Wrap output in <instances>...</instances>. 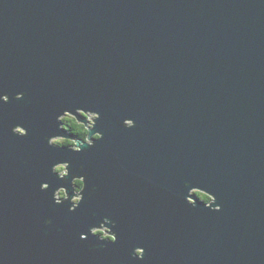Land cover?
Listing matches in <instances>:
<instances>
[{
  "label": "water",
  "instance_id": "95a60500",
  "mask_svg": "<svg viewBox=\"0 0 264 264\" xmlns=\"http://www.w3.org/2000/svg\"><path fill=\"white\" fill-rule=\"evenodd\" d=\"M0 95V264H264V0H0ZM73 107L102 140L47 147ZM63 161L95 187L73 213L51 201Z\"/></svg>",
  "mask_w": 264,
  "mask_h": 264
},
{
  "label": "clouds",
  "instance_id": "9594fccd",
  "mask_svg": "<svg viewBox=\"0 0 264 264\" xmlns=\"http://www.w3.org/2000/svg\"><path fill=\"white\" fill-rule=\"evenodd\" d=\"M24 93H19L13 97L19 101L23 98ZM8 95H0V104H8ZM100 119L98 112L86 107H73L71 109H63L55 116V124L57 131L65 135H51L45 137L47 147L56 150H67L73 154H79L83 148H93L95 144L102 140L103 134L95 131L96 122ZM121 127L125 130H131L135 127L133 119H123ZM11 134L18 138H24L28 135L26 128L17 124L11 128ZM71 137V138H70ZM79 175L71 174L70 163L68 161L53 163L49 169V174L54 176L61 186L56 187L51 192V201L54 206L61 207L65 204L69 205L68 213L75 212L85 200V190L87 188V199H93L95 195V187L86 185L87 174L83 170V166L77 169ZM67 185V187L63 186ZM49 184L44 182L39 185V191L47 192ZM184 187L189 189L188 194L184 197V203L189 207L195 208L197 203L202 204L204 208L211 212H219L220 206L216 202L214 195L202 190L199 187H192L185 182ZM71 188V195L68 189ZM196 193V194H194ZM191 197H195L193 200ZM51 224L50 220H44L45 227ZM116 224L108 217H102L98 223H93L87 228V236L95 238L103 250L105 244L114 245L117 242V233L113 230ZM85 234L79 236L80 240L87 238ZM144 248L132 247L129 259L137 261L144 260Z\"/></svg>",
  "mask_w": 264,
  "mask_h": 264
}]
</instances>
